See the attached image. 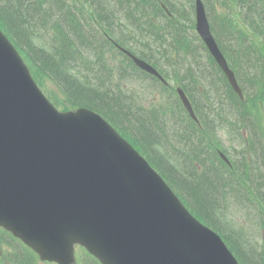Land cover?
<instances>
[{
    "label": "trees",
    "instance_id": "trees-1",
    "mask_svg": "<svg viewBox=\"0 0 264 264\" xmlns=\"http://www.w3.org/2000/svg\"><path fill=\"white\" fill-rule=\"evenodd\" d=\"M11 1H14V0H10V5L4 9L5 10V16L13 24L12 26L14 27L15 31L22 32V31H24V29L27 26V25L23 24L22 21L24 18H26L27 13L31 14L33 12V10L32 9H29V10L26 9L27 4H28V0H15L16 7L18 10L13 11V9H12V11H11V8H12L11 7L12 6ZM77 1L80 4H82V2L85 0H77ZM99 1L102 3V0H99ZM252 1L258 2L260 4L261 0H252ZM154 4H156V1H154ZM107 10H108V12H104L103 16L106 18L108 16L114 17L117 13V5H115L114 7H110L109 9L107 8ZM94 11L96 13L95 19L97 20L98 25L100 27L101 35L105 34L108 36H112L110 33V30H109V25L107 24L105 18L100 14L99 9L94 8ZM112 11H113V13H112ZM256 24H259L258 28L261 29L262 31H264V27H263L264 15H262L261 20L257 21ZM212 26H213V31L215 34L217 32L219 34H221V32L224 33L225 29L227 28V25L223 22H220V21L216 22V23L213 22ZM19 27H21V29ZM103 38L108 43H110L106 37L103 36ZM119 39L126 46H128L129 42L132 41L131 35L123 32V31H121V36ZM186 49H187V51H189V52H187V54L189 56H191L193 50H190L188 47ZM151 51L152 52L148 53L147 55L140 54L137 51H136V53L139 56L149 60L152 63V65L155 66L164 77H168V74H169L168 66H169V64L165 58L166 54L164 56L162 48L159 45H155ZM154 53H156L157 55L154 56V58H152L151 54L154 55ZM46 54L47 53L42 51L36 57V60H39L41 63L40 69L42 70V72L48 73L55 80H57L58 83L61 84V86L65 90V93L67 95V99L70 101L71 104H76V103L82 102L84 100H89V101L97 104L101 108H106V109L110 110L111 112L118 114V117H121L122 120H127V115H126L127 113L124 112V110H122V108L124 106L120 103V101L115 100V101H113V103H114L113 106H110V104L108 103L109 100L106 99V97L103 98L105 95L102 91H100L101 92L100 94H102L103 97L98 95V90H96L95 88L86 87V85H88V83H89L88 80H83V82H81V80H79L77 77L71 76V75H70L71 76L70 77L67 75V73H66L67 71H65L66 66L65 65L63 66L62 62H61L64 59V57H62L61 59H58V58L53 57L52 54H51V56H48ZM194 55H195V57L197 56V54H195V53H194ZM204 60L211 62L212 59L203 50V52L200 54L199 61H196V64L198 66L196 68H194V67L191 68L189 71V75L191 76V82H190L189 86L186 87L183 85L184 88L186 90H188L187 96H188L189 100L191 101L193 108L194 109L196 108L197 110H199L200 107H197L196 105H200V104H198V102H196L195 99L197 98V96L200 93L207 92V91H201L198 94L196 93L197 87L202 85L201 84L202 80H199L201 77L199 74V71L202 72V74L204 75V71L199 66V63L204 61ZM248 61L249 60H246L244 55H242V57L239 60H235V59L232 60L235 69L239 72L241 71L242 66L247 64ZM262 62H264V61H262L261 58H258L254 64L252 63V69H253V76L254 77H257L261 73V69H259L258 67H259V64H262ZM176 65H177V62H176V64H174V66H176ZM263 66H264V63H263ZM144 74L149 76L152 80H154L156 82H160L155 77L148 75L146 73H144ZM210 86H212V83L210 84ZM236 100L237 99L235 98V96L234 97L232 96L231 98L228 96V102L226 104H228L229 102L235 103ZM226 104H225V106H227ZM187 123H188L189 128L191 129L189 132H187L188 136H193L195 131H199V128L194 124V122L192 120L189 119V121ZM202 127H204V126H202ZM149 131H151V128L148 126L147 128L141 129L140 133L143 137L148 139L150 136ZM182 151H183V149H182ZM183 153H184V151H183ZM184 155H185V153H184ZM182 158H185L184 161L186 163H190L192 165H193L194 161L199 162L198 155H194V159H188L186 155H185V157H182ZM171 170H172V168H170V170L168 172L171 175L173 182L175 184H177L178 186H182V179L178 175L173 174L174 172ZM164 175L167 178H168V176H170V175H167L165 173H164ZM213 175H214V172H210L208 168H205L204 172L201 174V177L197 178V177L192 176V175L189 177V179H191V180H197L196 182L183 184L184 188L189 193L190 197L193 198L195 206L198 208V210H200L204 214L210 209V206L213 207V203L215 201L216 187H215L214 178H212ZM168 179L171 180L170 178H168ZM172 180H171V182H172ZM256 192L258 193V196L261 197V194H260L258 189L256 190ZM217 212H218V210H217ZM209 214H211V213H209ZM216 216H217V218H220L218 214H216ZM209 224L211 225V223H209ZM237 254L239 256V259L243 262V264H264V263L259 262L263 259L262 256H257V257H255V260L252 261L249 258H247L244 251H238Z\"/></svg>",
    "mask_w": 264,
    "mask_h": 264
},
{
    "label": "rangeland",
    "instance_id": "rangeland-1",
    "mask_svg": "<svg viewBox=\"0 0 264 264\" xmlns=\"http://www.w3.org/2000/svg\"><path fill=\"white\" fill-rule=\"evenodd\" d=\"M11 5H12L11 11H12V9H13V11L18 10L16 7L15 0L11 1ZM19 28L21 29V27H19ZM37 43L47 47L46 44H41V42L39 40ZM43 43H45V42H43ZM40 45H38V46H40ZM43 80L47 84L48 88L54 94L59 95L58 89L47 77H43ZM143 85L147 86L146 90H145V88H143V89L140 88V83L138 80L131 79V80H126L124 82H120V89L124 90L126 93H132L136 98L139 99V101L141 102V104L143 105L144 108H148L149 106H150L149 108H151L152 106H155V105H158L159 107H162V106L165 107V105L168 103V98L166 96V93L164 96V94L158 90L159 88L155 87L154 84L149 79H146V81H144ZM121 90L118 91L119 94H123V91H121ZM176 113L178 115V120L176 123L172 122V125H171L172 130H173L174 124H175L174 128H178V126H180V129L182 128L181 123L179 122V119L182 116H181V113H180V110L178 107L176 108ZM163 118L165 120V115L163 116ZM167 118H168V116H167ZM168 123H169V118H168ZM166 131L169 132V128H167ZM210 134L212 136H214V134L212 132H210ZM217 135L221 138L223 143H226L227 139H226V136L223 132H221L219 130ZM212 141L215 142V139H212ZM172 142H174V143L178 142V139H174ZM188 147H190V146L187 145L184 147L185 152H188V150H187ZM191 159H194V156H192ZM245 230L250 234L251 237L261 238L264 240V231H258V234H255V230L251 227V225H248L247 227H245ZM38 264H45V263H38Z\"/></svg>",
    "mask_w": 264,
    "mask_h": 264
},
{
    "label": "water",
    "instance_id": "water-1",
    "mask_svg": "<svg viewBox=\"0 0 264 264\" xmlns=\"http://www.w3.org/2000/svg\"><path fill=\"white\" fill-rule=\"evenodd\" d=\"M204 16H203V13L201 12V11H197V21H198V31H199V33L201 34V36H202V38L205 40V42L207 43V45H208V47H209V50H210V52H211V54L216 58V60L217 61H219V63H220V65H221V67L225 70V66H224V64L222 63V61H221V58H220V54H219V52L216 50V48H215V46H214V44H213V42H212V40H211V38H210V36H209V34H208V31H207V25H206V22L204 21ZM145 68H147V69H150V68H148L147 66H144ZM227 74H228V76H229V78H230V74L227 72ZM234 86V85H233ZM235 87V86H234ZM179 94H180V96L182 97V99H183V101L186 103V100L184 99V97H183V95H182V93L181 92H179ZM185 106H186V108L188 109V110H190V108H189V105L186 103L185 104ZM9 154H8V152L7 151H3L1 154H0V157H7ZM14 174L17 176V174L18 175H20V176H23V175H25V174H23V172L20 170V171H16V172H14ZM17 178H19L18 176H17ZM6 182V181H5ZM21 183H23V182H21ZM49 183H52L53 184V182L51 181V182H49ZM5 184H7V183H5ZM10 186H11V189L14 191V190H16L18 187H19V185L17 184V182H16V178H15V181H14V179H11L10 180ZM48 187L49 186H46L44 189H43V195H42V197H38L37 195H36V193H35V198H39L38 200H40V199H47V195H46V191H47V189H48ZM163 189H165V187L163 188ZM26 199V198H25ZM48 200V199H47ZM26 201H28V199H26ZM47 203H51V201L50 200H48L47 202H45L44 204H47ZM54 210H52V212H53ZM88 212L90 213V214H88V213H86L85 211H84V209L82 210V215H83V218H81L80 217V219H81V229H82V232H84V233H87L88 234V239H91V238H93V236H95V234H94V230H95V228H97V226H98V222H99V220H100V218L101 217H98V213H97V211H95V212H93V211H91L90 209H88ZM44 215H46V214H44ZM86 221V223H84ZM65 259H67V262H68V264H72V263H70V261H71V259H70V256L68 255Z\"/></svg>",
    "mask_w": 264,
    "mask_h": 264
},
{
    "label": "bare ground",
    "instance_id": "bare-ground-1",
    "mask_svg": "<svg viewBox=\"0 0 264 264\" xmlns=\"http://www.w3.org/2000/svg\"><path fill=\"white\" fill-rule=\"evenodd\" d=\"M112 13H113V11H112ZM13 21V20H12Z\"/></svg>",
    "mask_w": 264,
    "mask_h": 264
}]
</instances>
